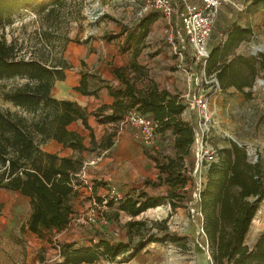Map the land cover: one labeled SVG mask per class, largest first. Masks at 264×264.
Wrapping results in <instances>:
<instances>
[{"label":"trees","instance_id":"obj_1","mask_svg":"<svg viewBox=\"0 0 264 264\" xmlns=\"http://www.w3.org/2000/svg\"><path fill=\"white\" fill-rule=\"evenodd\" d=\"M48 2L0 0V100L15 108L0 106V190L15 192L28 200L26 230L38 239L47 233L64 230L71 215L69 202L82 185L76 177L82 164L79 156H59L43 151L40 146L54 140L78 152L108 149L114 132L96 141L87 116L92 115L97 123H113L121 121L129 109L151 117L157 123L158 140L164 138V129L170 130L176 159L154 155L143 148L157 168V177L153 181L136 180L143 189L135 188L133 196L123 200L108 198L113 202L119 201L120 210L130 217H136L149 208L163 204L164 196H160L163 189L166 204L171 210L184 208L182 202L189 200L193 185L185 169H181V161L183 156L188 162L194 161L189 153L197 126L193 118L181 120L178 115L183 105L176 104L164 92L153 89L141 93L136 90L129 77L122 73L124 68L113 69L122 87L113 88L96 73L83 70L79 71L77 84L72 86V90L82 95H96L99 88H106L112 97L109 112H105L108 106L104 104L89 112L74 100L54 97L51 93L53 84L64 78L68 64L60 53L56 54L52 39L61 37L64 42L71 39L59 33L57 35L55 31L50 32V28H41L37 33L40 46L26 52L13 38L6 40L3 33L14 14L32 5L36 6L37 13L43 14L48 24H53L62 13L65 0ZM258 2L262 4L264 19V0L251 1L252 4ZM80 3V0H76V14L80 12ZM158 17L157 10L146 9L139 19L138 33L134 35L130 32L127 41L133 40L136 46L145 36L148 26ZM250 33L249 28L233 25L226 31L224 40L209 49L203 68L206 73H214L220 90L232 87L248 96L249 92L243 91V88H250L257 68H264L263 55H259L258 60L255 57H227L239 42L247 40ZM9 80L13 82L7 84ZM90 81L93 86H90ZM77 120L88 130L87 146L78 132L68 128ZM226 141L227 145L218 149L215 160L208 162L201 175L198 207L202 217L204 246L212 264H264V233L256 238L251 247L243 244L250 223L264 199L259 155H256L255 161H250L243 144L238 145L231 139ZM189 183L191 186L187 190ZM96 201L101 200L97 198ZM142 225V221L126 224L129 229ZM163 236L170 242L179 241L170 234L164 233ZM158 241L150 236L134 247L130 246L129 239L114 241L101 237L96 242L91 240L87 246H76L74 242L62 243L57 245L60 260L57 264L112 262L126 253L132 258L149 242Z\"/></svg>","mask_w":264,"mask_h":264},{"label":"rangeland","instance_id":"obj_2","mask_svg":"<svg viewBox=\"0 0 264 264\" xmlns=\"http://www.w3.org/2000/svg\"><path fill=\"white\" fill-rule=\"evenodd\" d=\"M80 1V12L76 14V0H65L62 13L51 25L46 22L43 14L37 13L35 5L21 9L4 27V36L6 40L13 38L17 44H21L22 50L28 52L40 46L37 38L39 30L50 28V32L55 31L57 35L59 33L60 36L65 35L71 39L65 42L61 37L52 39L56 54L60 53L68 64L66 70L69 76L72 75L70 73L75 74L78 67L83 69L85 62L78 56L88 49L84 58L88 53H94L91 62L101 69L100 73H111V78L105 79L111 87H122L120 79L113 74V69L124 68L122 73L129 77L136 90L147 93L155 89L159 93H166L176 104L183 105L178 117L183 121H189L192 117L196 125V110L190 108L185 95L191 92L205 95L210 112L208 132L202 138V148L199 141H194L193 134L189 153L194 161L188 162L185 156L181 161V169H185L190 176L192 185L196 178V174L192 173L196 154L200 153L199 150H212L216 154L218 149L227 145L226 139L233 138L250 149V161L257 154L261 161L264 150V68H257L250 88H243V91L249 92L248 96L232 87L222 91L208 81L214 77V73L204 71L203 65L192 57L189 47L184 49L182 58L171 52L159 17L148 26L145 36L136 46L133 40L127 41L130 32L134 35L138 33V22L143 13L139 0H97V4L94 0ZM251 1L235 0L236 6L219 7L208 39V49L222 42L226 31L237 25L249 28L251 33L227 57H255L258 60L259 55L264 56V19L263 12H259L263 8L261 3L252 4ZM46 3H49L48 0ZM99 8L102 9L101 12L92 17L91 10L97 11ZM69 80L72 82L73 78ZM10 82L13 81H6L7 84ZM51 93L54 97L59 93L55 84ZM59 98L67 97L60 95ZM0 106L15 109L1 100ZM130 111L133 109L127 110L125 115ZM93 127L96 141L110 132L116 133L124 129L131 131L121 121L104 123L99 127L94 123ZM70 128L78 129L75 125ZM196 131L198 132L197 126L194 128V132ZM163 136L161 141L155 138L153 145L160 147L158 154L175 158L170 130L164 129ZM142 147L154 152V146ZM117 152H120L118 147L108 153H97L96 150L89 153L85 162H92L86 164L84 183L77 188L76 196L69 202L71 215L67 227L60 232L47 233L42 239L26 230L28 200L15 192L0 190V264H57L60 262L57 245L62 243L74 242L76 246H87L91 240L96 242L101 237L114 241L129 239L130 246L134 247L140 240L144 241L150 236L159 241L149 242L132 258L126 253L112 262L98 261L93 264H196V252L201 250L198 244L202 245L198 221L191 220L186 210L191 194L189 193V200L182 202L185 204L184 208L171 210L166 204V194L162 189L160 196H164L161 201L163 204L149 208L136 217H130L119 209V201H110L107 189L119 191L122 200L133 196L134 189H143V186L130 181L135 179L136 174L141 177L140 173L150 163L145 156H134V159L123 162L115 158ZM207 166L208 163H203L201 174ZM190 183L186 185L187 190ZM97 198L101 201L97 202ZM137 221H142L143 225L131 229L126 226L128 222ZM164 233L176 236L179 241L170 242L164 238ZM209 264H212L210 258Z\"/></svg>","mask_w":264,"mask_h":264},{"label":"built area","instance_id":"obj_3","mask_svg":"<svg viewBox=\"0 0 264 264\" xmlns=\"http://www.w3.org/2000/svg\"><path fill=\"white\" fill-rule=\"evenodd\" d=\"M141 10L155 9L159 13L162 21V32L165 35L166 43L171 52L179 58L186 47L191 49L192 57L204 65L208 56V39L212 33V27L217 10L221 5L236 6L235 0H139ZM207 82L206 80H204ZM214 87L218 88L216 79L212 77L208 80ZM186 100L191 109L196 110L198 117L197 129L194 132V141H199L200 147L203 136L208 132V120L210 112L208 109L207 98L198 92L187 93ZM121 123L134 129L135 136L142 146H152L157 135V123L151 118L137 111L128 112ZM202 148V147H201ZM196 154V162L192 171L196 174L193 182L191 199L186 204V210L191 220L199 222L198 232L203 237L201 229V212L198 207L199 191L201 189V168L203 163L214 161L216 154L212 150H199ZM89 162H82L76 177L84 183V169ZM110 199H120L121 193L114 188L107 189ZM206 249V248H205Z\"/></svg>","mask_w":264,"mask_h":264},{"label":"crops","instance_id":"obj_4","mask_svg":"<svg viewBox=\"0 0 264 264\" xmlns=\"http://www.w3.org/2000/svg\"><path fill=\"white\" fill-rule=\"evenodd\" d=\"M259 12H263V9H259ZM87 51L88 49H86L85 53H82V55L78 56L81 60L85 62L83 69L78 67L75 70V74L70 73L72 74L71 76L68 75V71L65 69L64 78L62 80H57L54 82L55 87H57V91H59V93L55 97L59 98L60 95H65L68 99L76 101L81 106H85L87 108V111H89L90 109L94 110L98 106L104 104L108 106L105 112H109L110 111L109 105L112 102V97L109 96L106 88L104 87L99 88L96 92V95H82L72 90V86L76 85L78 82L80 70L87 71V72H96V74H99L102 79L111 78V73H107V74L100 73L101 69L98 68V66L95 63L91 62L92 58L95 56L93 52L88 53L86 56V59L84 58V55L87 53ZM71 77L73 78L72 82H70L69 80ZM89 84L90 86H93L92 81H90ZM87 123L92 128L93 136H94L93 124L95 123V125L98 127L104 124V123H97L92 115L87 116ZM73 125L78 127V129L77 130L75 129V131L78 132L83 137L82 141L84 145L87 146L88 145L87 142H89V137L87 136L88 130L83 128V126L80 124L78 120L69 124L68 128L71 129L70 126H73ZM129 129L131 131L124 129V130H120L114 133L113 136L111 137V145L108 149H105L102 151H97V149H94V150H96L97 153H101V152L108 153V152H111L113 148L116 147L117 149L118 147L120 152L116 153L115 158L123 162L134 159V156L136 157L145 156L148 159L147 161L150 163V165H147V167H144L143 169L144 172L142 171L140 173L141 177H138V174H136L135 179L131 180L130 182L133 183V182H136V180L153 181L158 175L157 168L154 166V162L151 161L143 152L144 147H142L140 143L137 141L134 129H131V128ZM94 139H96L95 136H94ZM135 143L137 146H135ZM152 146H154V152H151V153H153L154 155H160L158 154L160 152V147L158 145H152ZM40 147L43 151L56 153L59 156H72V157L79 156L82 162L87 160V157L89 153L91 152L87 150H82L78 152L68 147H64L60 143L54 140H48L45 143H43ZM106 159L107 158H104V160ZM260 166H261V171L263 174V188H264V150L262 151V159L260 161ZM262 233H264V199L260 202L258 209L250 223V226L247 231V234L245 235L243 244L247 247H251L253 243L255 242L256 238ZM200 241H201L202 246L198 244L201 250L196 252L195 263L196 264H209V256H208L206 249L204 248V242H203L202 236L200 238Z\"/></svg>","mask_w":264,"mask_h":264},{"label":"water","instance_id":"obj_5","mask_svg":"<svg viewBox=\"0 0 264 264\" xmlns=\"http://www.w3.org/2000/svg\"><path fill=\"white\" fill-rule=\"evenodd\" d=\"M94 1H95V4H97V0H94ZM95 13H96L95 10L92 9V10H91V15H93L92 17H94V16L96 15ZM230 139H231L232 141H234L235 143H237L238 145L241 144L240 142H238L237 140H234L233 138H230ZM246 153H247V155L249 156V155H250V149L246 148ZM253 161H255V157H254Z\"/></svg>","mask_w":264,"mask_h":264},{"label":"bare ground","instance_id":"obj_6","mask_svg":"<svg viewBox=\"0 0 264 264\" xmlns=\"http://www.w3.org/2000/svg\"><path fill=\"white\" fill-rule=\"evenodd\" d=\"M94 6H95V4H94ZM101 10H102V9L99 8L97 11H95V12H96L95 14H96V15L99 14V13L101 12Z\"/></svg>","mask_w":264,"mask_h":264}]
</instances>
